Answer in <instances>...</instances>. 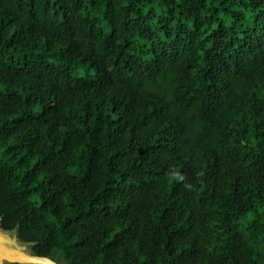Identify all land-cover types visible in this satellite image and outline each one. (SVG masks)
I'll return each mask as SVG.
<instances>
[{"label":"trees","instance_id":"obj_1","mask_svg":"<svg viewBox=\"0 0 264 264\" xmlns=\"http://www.w3.org/2000/svg\"><path fill=\"white\" fill-rule=\"evenodd\" d=\"M0 228L58 264H264V0H0Z\"/></svg>","mask_w":264,"mask_h":264},{"label":"water","instance_id":"obj_2","mask_svg":"<svg viewBox=\"0 0 264 264\" xmlns=\"http://www.w3.org/2000/svg\"><path fill=\"white\" fill-rule=\"evenodd\" d=\"M10 251L19 253L24 256V258L4 261H1L2 259H0V264H58L49 258L33 255L32 245L19 242L16 230L5 232L0 228V256Z\"/></svg>","mask_w":264,"mask_h":264},{"label":"bare ground","instance_id":"obj_3","mask_svg":"<svg viewBox=\"0 0 264 264\" xmlns=\"http://www.w3.org/2000/svg\"><path fill=\"white\" fill-rule=\"evenodd\" d=\"M23 258L24 256H22L19 253L13 252V251L7 252L6 254L4 255L2 254L0 256V259H2L1 261L9 260V259H23Z\"/></svg>","mask_w":264,"mask_h":264}]
</instances>
